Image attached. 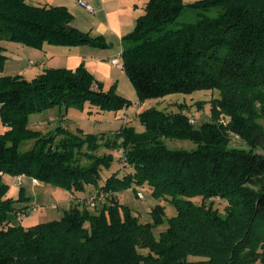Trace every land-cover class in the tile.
I'll return each mask as SVG.
<instances>
[{
	"label": "trees",
	"instance_id": "obj_1",
	"mask_svg": "<svg viewBox=\"0 0 264 264\" xmlns=\"http://www.w3.org/2000/svg\"><path fill=\"white\" fill-rule=\"evenodd\" d=\"M186 8L196 12V20H181ZM213 9L217 12L209 14ZM73 20L64 5L0 0L4 39L41 48L46 43L110 46ZM122 46V66L141 100L218 89L211 120L194 128L183 113L143 111L144 132L124 126L113 143L107 142L123 149L127 165L101 180L102 166H111L113 157H92L99 136L69 134L57 140L58 134L33 131L28 117L84 103L123 110L130 100L113 87L105 90L84 64L44 69L32 80L1 77L0 264H186L193 256L201 258L196 264H264V153L255 149L264 150V128L256 121L264 115V0H146ZM2 48L0 70L6 58ZM222 115L227 125L219 121ZM231 132L251 148L229 147ZM165 136L191 138L198 146L170 149ZM29 139H35L34 148L20 151ZM84 145L88 164L75 154ZM122 158L120 152L118 161ZM4 175L28 176L73 194L93 185L108 198L98 201L95 212L80 202L58 220L25 229L8 220L9 212L24 208L18 210L7 196ZM145 186L171 199L177 210L159 238L154 229L165 219L164 207H153V222H142L116 195ZM79 198L87 202L89 195ZM214 198L228 202L224 213Z\"/></svg>",
	"mask_w": 264,
	"mask_h": 264
},
{
	"label": "rangeland",
	"instance_id": "obj_2",
	"mask_svg": "<svg viewBox=\"0 0 264 264\" xmlns=\"http://www.w3.org/2000/svg\"><path fill=\"white\" fill-rule=\"evenodd\" d=\"M146 1V0H145ZM185 3H191L196 0H183ZM146 3V2H145ZM144 3V6H145ZM45 4V3H44ZM71 12V11H70ZM216 9H213L209 14H215ZM72 13V12H71ZM73 14V13H72ZM74 19V14H73ZM197 19V14L192 8H186L181 16L182 21H194ZM78 28V27H77ZM87 32V31H85ZM89 32V31H88ZM0 46L3 47V55L6 57L3 61L2 68L0 70V78L5 76H21L27 80H32L44 70H40L39 63L46 65L45 69L50 68H68L66 64V55L63 52H54V49H64L63 45L48 44L47 50L41 47H33L23 45L17 41H11L0 37ZM92 47L96 50H110L109 47H97L88 44L80 45ZM100 56V55H94ZM121 61V56L112 55ZM110 61V59H108ZM32 64L30 65V63ZM112 76L102 75L101 73L91 71L95 79L102 83L105 90L113 87L115 91L130 100L126 109L115 110L105 109L99 110L97 107H91L89 103H84L82 106H53L46 108L42 111L33 112L29 115V127L35 131L40 132L42 135H48L49 133L58 134L57 140L74 134L77 136H83V134H95L99 136L95 140V145H98L96 150L91 152L93 158H102L103 156L113 157L111 166H102V179L104 180L107 175L113 171H123L121 166L125 161L124 152L122 150L123 158L118 161L119 150L109 146L108 143H113L117 133L121 131L124 126H131L135 128L137 132H144L145 126L141 121L140 115L143 111L149 108H157L165 113H183L189 117V121L194 125V128L202 126L207 121L211 120L213 113L211 101L220 97V91L218 89H204L196 90L191 93H172L163 97L148 98L141 100L130 81L123 66H113ZM228 118L223 115L220 116L219 121L224 125H227ZM256 121L264 128V115H260ZM59 127L63 129L60 131ZM4 131V126L0 122V132ZM231 136V142L229 147L236 148H251L250 144L240 135L235 132L229 134ZM55 139V140H56ZM119 141V140H118ZM165 145L170 149H196L198 144L191 138L187 137H163ZM108 142V143H107ZM35 139H29L20 144V151H30L35 146ZM97 143V144H96ZM106 143V144H105ZM254 147V146H252ZM258 152L264 153L261 147L255 148ZM88 151V146L84 145L81 149L76 150V157L81 164H88L89 160L83 155ZM78 161V162H79ZM28 177V176H27ZM31 178H25L23 180L24 187L22 188L16 181H13V177L7 175L4 177L5 182L9 185L8 197L15 199V207H24L26 213L11 211L9 212L8 220L13 225L22 226L25 229L35 226L42 222H48L60 219L65 210H68L74 203V196L85 195L90 191L92 185H87L86 190L82 192H76L73 194L65 188L39 181L38 186H30ZM22 189L24 190L22 193ZM141 191L143 197L138 196V192ZM119 202L122 205H126L137 214L142 222H153V216L151 209L156 205H161L165 210V219L162 223L157 225L154 229L156 238L160 237L162 231L168 227V218L174 216L177 213L176 207L172 203L171 199L166 197H157L152 189L148 186L143 188H128L116 193ZM195 203H201L202 198H191ZM228 202L221 198H214V206L218 208L222 213ZM92 206V205H91ZM95 212V209H90ZM201 258L191 257L186 264H196L195 262ZM200 264H212L210 262H202Z\"/></svg>",
	"mask_w": 264,
	"mask_h": 264
},
{
	"label": "crops",
	"instance_id": "obj_3",
	"mask_svg": "<svg viewBox=\"0 0 264 264\" xmlns=\"http://www.w3.org/2000/svg\"><path fill=\"white\" fill-rule=\"evenodd\" d=\"M80 1H84L92 7V10L87 9ZM32 4H51V5H64L73 14V24L83 31H89L93 35H101L111 45L110 50H96L88 46H72L64 47V49H54V52H63L66 57L65 66L69 69H75L81 64H84L89 70L101 73L102 75L112 76V67L115 64L112 62L116 57L110 58L112 55L121 56L122 53V38L131 32L136 23V19L144 12L145 0H28ZM48 44L43 45V49L49 52ZM100 55V56H94ZM110 59V61H108ZM40 70H44L46 65L39 63ZM7 175H4V177ZM13 181H17V176H12ZM28 178L22 176L21 187H24L23 180ZM31 178V177H30ZM29 185L38 186L39 180L36 182L33 178L30 179ZM17 183V182H16ZM95 186L90 187V191L81 195L82 198L87 197L95 192ZM80 197V196H79ZM78 196H74L73 204L86 203L90 209L95 208L101 203H89L81 200ZM72 204V205H73ZM92 205V206H91ZM24 207H17L21 209ZM26 209L19 210L25 214Z\"/></svg>",
	"mask_w": 264,
	"mask_h": 264
},
{
	"label": "built area",
	"instance_id": "obj_4",
	"mask_svg": "<svg viewBox=\"0 0 264 264\" xmlns=\"http://www.w3.org/2000/svg\"><path fill=\"white\" fill-rule=\"evenodd\" d=\"M81 2V4L82 5H84L87 9H89V10H92V7L89 5V4H87V3H85L84 1H80ZM115 65H117V66H121L122 65V63H121V61L119 60V59H113V61H112ZM32 64V62L30 63V65ZM122 150L123 149H121V153H123L122 152ZM123 165H127V163H126V159H125V161L123 162ZM34 181L36 182L37 180L36 179H34ZM17 184H19V185H21V183H22V176L20 175V176H17ZM138 196L139 197H143V194H142V192L141 191H139L138 192ZM108 198V194L106 193V192H104V191H100V190H97V191H95V192H93L91 195H89V198H88V200H87V202H89V203H96V202H98V201H104V200H106Z\"/></svg>",
	"mask_w": 264,
	"mask_h": 264
}]
</instances>
